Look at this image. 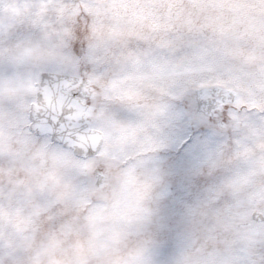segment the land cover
<instances>
[{"label":"rangeland","instance_id":"1","mask_svg":"<svg viewBox=\"0 0 264 264\" xmlns=\"http://www.w3.org/2000/svg\"><path fill=\"white\" fill-rule=\"evenodd\" d=\"M35 2L0 0V76L22 72L15 52L20 44L33 40L31 29L39 23L30 13ZM54 2L62 5V14L64 6L74 10L67 17L62 15L63 35L54 46L72 69L81 64L92 67L94 95V82L121 78L130 56L157 53L140 67L134 80L123 79L133 86L115 99L129 112L144 107L149 98L155 107H167L163 98L172 90L176 99H182L187 92L184 81L191 74H223L238 86L251 76L254 65L264 64V0H117V9L105 21H99L81 0ZM77 45L84 47L83 55L74 52ZM105 99L113 98L105 93ZM180 110L186 111L183 105ZM262 119L235 105L224 122L216 117V136L201 149L204 130L181 119L170 133V147L159 154L167 186L161 218L178 215L186 203L188 239L198 236L214 252L229 253L236 247L232 241L246 237V246L239 245L232 264L264 261V240L244 231L255 212L249 217L240 199L248 169L252 165L264 168ZM17 131L7 144L0 140V264H35L42 255L51 264H63L58 255L89 264L93 258L118 251L128 239L132 214L142 211V189L134 169L126 173L123 199L109 208L104 154L79 158L80 196L69 201L37 180L44 165L38 167L29 156L30 131L19 125ZM61 162L57 156L46 161L50 166ZM196 185L201 190L193 196ZM5 224L10 226L8 233ZM164 239L168 244L159 252L161 261L166 260L176 236Z\"/></svg>","mask_w":264,"mask_h":264},{"label":"clouds","instance_id":"2","mask_svg":"<svg viewBox=\"0 0 264 264\" xmlns=\"http://www.w3.org/2000/svg\"><path fill=\"white\" fill-rule=\"evenodd\" d=\"M81 4L86 5L99 21L110 19L118 7L117 0H81ZM0 7L3 5L0 4ZM61 7L54 0H36L31 5L30 13L39 23L31 29L32 42L22 43L16 49L15 57L22 65V72L13 75L10 71L0 76V140L5 144L18 135L17 125L30 131L31 118L37 105L45 106L42 74L52 71L70 73L73 70L63 62L62 52L54 46V41L63 35L62 15L67 17L74 11L64 6L62 14ZM250 71L251 76L238 86L223 74H191L184 81L187 92L182 99H176L175 90H172L173 94L163 98L167 107L157 108L156 102L149 98L144 101V107L131 112V120L127 118L129 111L115 98L132 87L133 83L114 77L94 82L95 99L93 105L84 111L83 118L95 135L101 137L97 155L103 153L102 160L107 164L104 179L107 206L110 208L117 200L123 199L127 191L126 173L134 169L142 189V211L132 214L128 239L119 246L118 251L93 258L89 264H155L160 260L159 245L165 237L161 228L160 208L167 196V186L159 159L161 151L155 149L160 143L170 140V133L178 121L187 120L192 102L205 90H223L227 87L232 95L230 110L240 105L244 112H251L254 117L256 114L264 117V64L254 65ZM105 93L113 99L106 100ZM181 105L186 111L180 110ZM117 111H124L125 118L113 122L112 113ZM260 122L264 124V119ZM129 123L136 127L134 135L122 128V125ZM30 134L33 144L29 156L38 162V167L44 165L37 180L47 190L69 201L79 198L76 181L82 166L76 150L46 138H38L31 131ZM52 156L61 158L62 162L55 166L47 165L46 161ZM248 173L247 181L241 186L240 199L249 217L252 212L258 215L256 221L250 222L244 231L264 240V220L258 219L264 217V168L252 165ZM9 230L10 226L5 224L4 231L8 233ZM188 230L185 222L178 229L179 235L165 260L167 264H232L231 257L236 255L239 245L246 246V237H242L239 242L232 241L236 247L231 252L226 253L224 249L214 252L212 246L201 242L198 236L190 241L186 234ZM57 259L62 260L63 264H76L71 255H58ZM35 264H51V260L42 255L35 260Z\"/></svg>","mask_w":264,"mask_h":264},{"label":"snow or ice","instance_id":"3","mask_svg":"<svg viewBox=\"0 0 264 264\" xmlns=\"http://www.w3.org/2000/svg\"><path fill=\"white\" fill-rule=\"evenodd\" d=\"M82 45L74 46L77 55L84 54ZM157 55L155 52L144 53L143 55L130 56L129 66L123 71L122 79L134 80L141 66L148 64ZM92 67L88 64H81L70 73H60L52 71L43 73L41 76V87L44 89L42 99L45 106L37 105L35 115L31 118L30 131L38 138H46L51 142L71 146L83 159H91L97 155L98 145H93L90 137L96 136L89 123L83 118L84 111L93 105L95 95L91 83ZM232 102L231 90L227 87L220 89L205 90L195 99V107H192L187 120L198 125L204 130V138L200 141L201 147L212 142L216 136L213 125L217 122L216 117H220V122L227 119ZM124 111L113 112L111 119L113 122L123 120ZM127 118L132 119L131 112ZM126 132L135 134L136 127L131 123L122 125ZM171 140L167 143L157 145V151H162L170 147ZM134 159V157H133ZM99 182V181H98ZM201 190L196 185V195ZM186 204V203H185ZM185 204L182 205L184 209ZM257 219V218H256ZM258 219L264 220V217ZM184 223L183 210L170 219L161 218V228L165 235H179L178 229ZM168 244L162 239L159 245V252ZM155 264H167V261L158 260ZM264 264V261L261 262Z\"/></svg>","mask_w":264,"mask_h":264},{"label":"water","instance_id":"4","mask_svg":"<svg viewBox=\"0 0 264 264\" xmlns=\"http://www.w3.org/2000/svg\"><path fill=\"white\" fill-rule=\"evenodd\" d=\"M99 141H100V139H98L97 140V143L96 144H94V145H98V143H99ZM81 157V156H80ZM257 213H254V215H253V219L256 221V218H257Z\"/></svg>","mask_w":264,"mask_h":264}]
</instances>
